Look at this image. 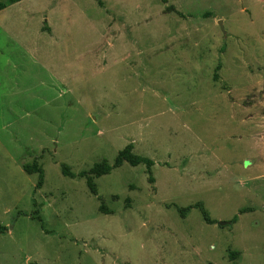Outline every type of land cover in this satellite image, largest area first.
<instances>
[{
  "label": "rangeland",
  "instance_id": "1",
  "mask_svg": "<svg viewBox=\"0 0 264 264\" xmlns=\"http://www.w3.org/2000/svg\"><path fill=\"white\" fill-rule=\"evenodd\" d=\"M129 144L154 183L124 163L92 194ZM0 225V264H264V0L0 11Z\"/></svg>",
  "mask_w": 264,
  "mask_h": 264
},
{
  "label": "trees",
  "instance_id": "2",
  "mask_svg": "<svg viewBox=\"0 0 264 264\" xmlns=\"http://www.w3.org/2000/svg\"><path fill=\"white\" fill-rule=\"evenodd\" d=\"M20 1L21 0H0V11ZM220 67L221 65L219 64L217 67V71L220 69ZM124 163H129L131 166H134V167L139 166L141 164L146 165L147 171L150 174L149 180L150 182L154 183V178L152 176V167L154 165V162L148 158H144V157L136 155L134 153L133 144L127 145L122 151L119 152L118 156L115 159L114 164L111 165L108 161L104 160L103 162L97 163L91 170L80 173L79 176L86 177L89 190L91 191L92 194L97 195L98 189H97V184L95 182V179L111 173L112 170L118 167H121ZM23 169L28 174H34V173L39 174L38 187L40 188L43 186L44 181H45V173H44L43 168L40 165H38L37 163L31 164V165L26 164L23 166ZM62 173L71 178L76 177V174H73L66 165L62 166ZM194 207L200 208L203 214V217L208 223L212 222L208 212L206 211L204 206L201 204H197L195 206L182 209L181 210L182 216H185V214ZM100 210L101 212L106 213V214L111 213V211L105 212L106 208L104 205H101ZM244 211L245 209L241 210V213H243ZM6 230H7L6 227L0 225V234L4 233Z\"/></svg>",
  "mask_w": 264,
  "mask_h": 264
},
{
  "label": "water",
  "instance_id": "3",
  "mask_svg": "<svg viewBox=\"0 0 264 264\" xmlns=\"http://www.w3.org/2000/svg\"><path fill=\"white\" fill-rule=\"evenodd\" d=\"M220 25L222 26V22H220ZM221 225H225V223H221Z\"/></svg>",
  "mask_w": 264,
  "mask_h": 264
}]
</instances>
